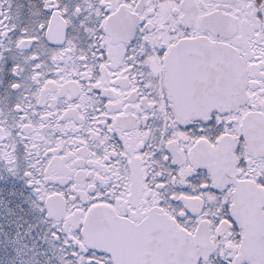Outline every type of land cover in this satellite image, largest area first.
Here are the masks:
<instances>
[{
    "label": "snow or ice",
    "instance_id": "snow-or-ice-1",
    "mask_svg": "<svg viewBox=\"0 0 264 264\" xmlns=\"http://www.w3.org/2000/svg\"><path fill=\"white\" fill-rule=\"evenodd\" d=\"M0 264H264V0H0Z\"/></svg>",
    "mask_w": 264,
    "mask_h": 264
}]
</instances>
